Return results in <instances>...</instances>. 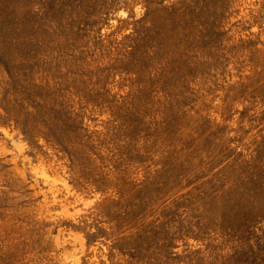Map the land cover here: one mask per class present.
I'll return each mask as SVG.
<instances>
[{
	"label": "rangeland",
	"instance_id": "obj_1",
	"mask_svg": "<svg viewBox=\"0 0 264 264\" xmlns=\"http://www.w3.org/2000/svg\"><path fill=\"white\" fill-rule=\"evenodd\" d=\"M263 85L264 0H0V264H264Z\"/></svg>",
	"mask_w": 264,
	"mask_h": 264
},
{
	"label": "bare ground",
	"instance_id": "obj_2",
	"mask_svg": "<svg viewBox=\"0 0 264 264\" xmlns=\"http://www.w3.org/2000/svg\"><path fill=\"white\" fill-rule=\"evenodd\" d=\"M258 1V0H257ZM225 3V2H224ZM244 6V5H243ZM205 10V9H204ZM241 10V9H240ZM245 10V9H244ZM203 11V10H202ZM206 11V10H205ZM204 11V12H205ZM239 11V10H238ZM242 11V10H241ZM247 11V10H246ZM124 12V11H123ZM190 14V13H189ZM119 16V15H118ZM124 16V15H123ZM198 16V15H197ZM125 17V16H124ZM195 18H196V16H194ZM200 17V16H199ZM232 17V16H231ZM230 16H229V18H231ZM245 17V16H244ZM193 18V17H192ZM204 18V17H203ZM202 18V19H203ZM238 18V17H237ZM190 19V18H189ZM232 19V18H231ZM199 20H200V18H199ZM250 20V19H249ZM110 22V21H109ZM224 24V23H223ZM115 26V25H114ZM185 26V25H184ZM255 27V26H254ZM112 28V27H111ZM185 29H186V27H185ZM195 30H196V28H195ZM252 30V29H251ZM255 30H257V29H255ZM189 31V30H188ZM193 31V30H192ZM235 33V32H234ZM247 33V32H246ZM192 34H194V33H192ZM237 34V33H236ZM187 36V35H186ZM194 36V35H193ZM244 36V35H243ZM185 37V36H184ZM190 37V36H189ZM187 38V37H186ZM247 38V37H246ZM262 38V37H261ZM199 39V38H198ZM252 39V38H251ZM172 40V39H171ZM192 40V39H191ZM174 41H176V40H174ZM223 41V40H222ZM192 42V41H191ZM172 43H173V41H172ZM180 43V42H179ZM188 44V43H187ZM177 45V44H176ZM227 45V44H226ZM197 46H198V44H197ZM219 46V45H218ZM221 46H223V45H221ZM181 47V46H180ZM212 47V46H211ZM226 48V47H225ZM235 48H237V47H235ZM181 49V48H180ZM175 50V49H174ZM187 50V49H186ZM199 50V49H198ZM208 50V49H207ZM184 51V50H183ZM193 51H194V49H193ZM200 51V50H199ZM220 51V50H219ZM255 51V50H254ZM189 52V51H188ZM263 52V51H262ZM184 53V52H183ZM194 53V52H193ZM196 53H197V51H196ZM112 55V54H111ZM180 55H181V53H180ZM185 55V54H184ZM119 56V55H118ZM187 57V56H186ZM198 57V56H197ZM209 57V56H208ZM78 58V57H77ZM190 58V57H189ZM101 59V58H100ZM195 59V58H194ZM82 60V59H81ZM102 60V59H101ZM111 60V59H110ZM114 61V60H113ZM240 61V60H239ZM253 61V60H252ZM100 62V61H99ZM153 63V62H152ZM256 63V62H255ZM92 64H93V62H92ZM111 64H113V63H111ZM96 64H94V66H95ZM100 65V64H99ZM98 65V66H99ZM236 65V64H235ZM81 66V65H80ZM97 66V67H98ZM202 66V65H201ZM84 67V66H83ZM96 67V66H95ZM249 67V66H248ZM99 68V67H98ZM242 69V68H241ZM167 70V69H166ZM231 71V70H230ZM164 72V71H163ZM166 72H168V71H166ZM212 72V71H211ZM246 72V71H245ZM169 73V72H168ZM186 73V72H185ZM261 74V73H260ZM98 75V74H97ZM157 75V74H156ZM172 75V74H171ZM182 75V74H181ZM139 76V75H138ZM90 77V76H89ZM131 77V76H130ZM136 78H137V76H135ZM155 77V76H154ZM160 77V76H159ZM159 77H156L157 79L159 78ZM162 77V76H161ZM160 77V79H162ZM85 78V77H84ZM91 78V77H90ZM105 78V77H104ZM142 78V77H141ZM140 78V79H141ZM257 78V77H256ZM255 78V79H256ZM124 79V78H123ZM127 79V78H126ZM174 79V78H173ZM179 79H181L182 80V78H179ZM232 79V78H231ZM238 79V78H237ZM142 80V79H141ZM174 80H176V79H174ZM181 80L179 81V83L181 82ZM257 80H259V79H257ZM79 81V80H78ZM84 81V80H83ZM137 81V80H136ZM159 81V80H158ZM252 81V80H251ZM250 81V82H251ZM256 81V80H255ZM81 82V81H80ZM135 82V81H134ZM138 82V81H137ZM174 82V81H173ZM239 82V81H238ZM259 83H260V81H258ZM262 82V81H261ZM139 83V82H138ZM141 83V82H140ZM142 83H143V81H142ZM178 83V82H177ZM176 83V84H177ZM191 83V82H190ZM220 83V82H219ZM255 83V82H254ZM82 84H83V82H82ZM158 84V83H157ZM185 84H186V82H185ZM251 84V83H250ZM258 84V83H257ZM85 85V84H84ZM143 85V84H142ZM167 85H169V84H167ZM137 86V85H136ZM145 86V85H144ZM181 86H182V84H181ZM257 86V85H256ZM262 86V85H261ZM264 86V85H263ZM132 87V86H131ZM141 87V86H140ZM147 87V86H146ZM178 87V86H177ZM197 87V86H196ZM240 87V86H239ZM259 87V86H258ZM171 89H172V87H170ZM244 88V87H243ZM261 87H259V89H260ZM263 88V87H262ZM117 89V88H116ZM125 89V88H124ZM147 89V88H146ZM153 89V88H152ZM157 89V88H156ZM181 89V88H180ZM249 89H250V87H249ZM248 89V90H249ZM253 89V88H252ZM259 89H257L258 91H259ZM127 90V89H126ZM141 90V89H140ZM139 90V91H140ZM149 90V89H148ZM245 90V89H244ZM243 90V91H244ZM261 90V89H260ZM184 91V90H183ZM218 91V90H217ZM262 91V90H261ZM150 92H152V91H150ZM221 92V91H220ZM147 93V92H146ZM155 93V92H154ZM157 93V92H156ZM188 93V92H187ZM231 93V92H230ZM247 93V92H246ZM249 93V92H248ZM252 93V92H251ZM140 94V93H139ZM148 94H150V93H148ZM153 94V93H152ZM258 94V93H257ZM130 95H131V93H130ZM155 95V94H154ZM167 95V94H166ZM238 95V94H237ZM264 95V94H263ZM117 96V95H116ZM135 96H137V95H135ZM140 96H142V95H140ZM151 96V95H150ZM234 96V95H233ZM111 97V96H110ZM114 97V96H113ZM144 97V96H143ZM158 97V96H157ZM237 97V96H236ZM115 98V97H114ZM137 98V97H136ZM141 98V97H140ZM148 98V97H147ZM168 98V97H167ZM218 98V97H217ZM242 98V97H241ZM102 99V98H101ZM125 99H126V97H125ZM154 99H156V98H154ZM178 99V98H177ZM179 99H181V98H179ZM130 100V99H129ZM128 100V101H129ZM141 100V99H140ZM139 100V101H140ZM136 101V100H135ZM138 101V98H137V102H139ZM149 101V100H148ZM153 101V100H152ZM232 101V100H231ZM246 101V100H245ZM147 102V101H146ZM214 102V101H213ZM84 103V102H83ZM123 103V102H122ZM116 104V103H115ZM118 104V103H117ZM155 104V103H154ZM104 105V104H103ZM108 105V104H107ZM137 105V104H136ZM162 105V104H161ZM237 105V104H236ZM110 106H111V104H110ZM130 106V105H129ZM141 106V105H140ZM163 106V105H162ZM249 106V105H248ZM264 106V105H263ZM87 107H90V106H87ZM95 107V106H94ZM112 107V106H111ZM137 108V107H136ZM141 108V107H140ZM149 108H151L150 106H149ZM157 108V107H156ZM181 108V107H180ZM240 108V107H239ZM111 109H113V108H111ZM119 109V108H118ZM137 109H139V108H137ZM145 109V108H144ZM154 109V108H153ZM264 109V108H263ZM143 110V109H142ZM166 110V109H165ZM145 111V110H144ZM150 111V110H149ZM167 111V110H166ZM140 112V111H139ZM152 112V111H151ZM144 113V112H143ZM192 113V112H191ZM257 113V112H256ZM103 114V113H102ZM181 114V113H180ZM235 114V113H234ZM106 115V114H105ZM104 115V116H105ZM188 115V114H187ZM215 115V114H214ZM102 116V115H101ZM109 116V115H108ZM141 116V115H140ZM152 116V115H151ZM157 116V115H156ZM207 116V115H206ZM234 116V115H233ZM143 117V116H142ZM216 117V116H215ZM217 117H219V116H217ZM213 118V117H212ZM235 118V117H234ZM150 119V118H149ZM157 119V118H156ZM180 120V119H179ZM204 120H206V119H204ZM147 121V120H146ZM186 121V120H185ZM184 122V121H183ZM199 123H200V121H199ZM211 123V122H210ZM163 124V123H162ZM183 124V123H182ZM187 124V123H186ZM185 124V125H186ZM225 124V123H224ZM91 125V124H90ZM110 125V124H109ZM143 125V124H142ZM150 125V124H149ZM202 125V124H201ZM117 126V125H116ZM179 126V125H178ZM203 126V125H202ZM233 126H234V124H233ZM175 127V126H174ZM220 127H221V125H220ZM247 127V126H246ZM96 128V127H95ZM99 127H97V129H98ZM111 128V127H110ZM177 128V127H176ZM179 128H181V127H179ZM159 129V128H158ZM213 129V128H212ZM103 130V129H102ZM178 132H180V129H179V131ZM158 133H159V130H158ZM161 134V133H160ZM212 134V133H211ZM222 134V133H221ZM229 134H231V133H229ZM177 135H178V133H177ZM204 135V134H203ZM185 136V135H184ZM209 136V135H208ZM232 136V135H231ZM81 137V136H80ZM179 137V136H178ZM203 137V136H202ZM212 137V136H211ZM222 137V136H221ZM158 138V137H157ZM223 138V137H222ZM225 138V137H224ZM194 139V138H193ZM194 141H195V139H194ZM94 142V141H93ZM193 142V141H192ZM221 142V141H220ZM87 145V144H86ZM224 145V144H223ZM93 146V145H92ZM95 146V145H94ZM110 146V145H109ZM177 146V145H176ZM222 146V145H221ZM192 147V146H191ZM240 147V146H239ZM174 148H176V147H174ZM217 148V147H216ZM219 148V147H218ZM238 148V147H237ZM109 149H111V148H109ZM225 149V148H224ZM98 150V149H97ZM218 150V149H217ZM226 151H227V149H225ZM183 151V150H182ZM250 151V150H249ZM185 152V151H184ZM207 152V151H206ZM209 152V151H208ZM215 152V151H214ZM186 153V152H185ZM225 153V152H224ZM180 154H181V152H180ZM184 154V153H183ZM193 154V153H192ZM196 154V153H195ZM81 155V154H80ZM79 155V156H80ZM90 155H92V154H90ZM181 156H182V154H181ZM185 156V155H184ZM86 157V156H85ZM115 157V156H114ZM79 158V157H78ZM157 158V157H156ZM175 159H176V157H174ZM183 158V157H182ZM91 159V158H90ZM165 159V158H164ZM179 159V158H178ZM84 160V159H83ZM86 160V159H85ZM186 161H187V158L185 159ZM184 160V161H185ZM122 161V160H121ZM170 161V160H169ZM184 161H182V162H184ZM208 161V160H207ZM227 162V161H226ZM89 163V162H88ZM109 163V162H108ZM175 163V162H174ZM180 163V162H179ZM197 163V162H196ZM223 163V162H222ZM232 163V162H231ZM118 164V163H117ZM177 164V163H176ZM183 164V163H182ZM186 164V163H185ZM189 164V163H188ZM187 164V165H188ZM192 164V163H191ZM195 164V163H194ZM178 165V164H177ZM187 165H186V167H187ZM205 165V164H204ZM203 165V166H204ZM241 165V164H240ZM246 165V164H245ZM78 166V165H77ZM109 166V165H108ZM146 166V165H145ZM159 166V165H158ZM173 166V165H172ZM175 166V165H174ZM174 166H173V168H174ZM178 166H180V165H178ZM193 166V165H192ZM195 166V165H194ZM193 166V167H194ZM223 166V165H222ZM227 166V165H226ZM170 167V166H169ZM190 167V166H189ZM224 167V166H223ZM223 167H221V168H223ZM117 168V167H116ZM140 168V167H139ZM151 168V167H150ZM197 168V167H196ZM203 168V167H202ZM220 168V169H221ZM225 168V167H224ZM234 168V167H233ZM195 169V168H194ZM228 169H229V167H228ZM254 169V168H253ZM168 170V169H167ZM199 170V169H198ZM227 170V169H226ZM177 171V170H176ZM189 171H190V169H189ZM201 171V170H200ZM219 172L221 171V170H218ZM223 171V170H222ZM106 172H108V171H106ZM119 172H120V170H119ZM165 172H166V170H165ZM178 172H180V171H178ZM198 172V171H197ZM239 172H240V170H239ZM259 172V171H258ZM114 173V172H113ZM190 173V172H189ZM203 173H205V172H203ZM255 174H256V171L254 172ZM264 173V172H263ZM120 174V173H119ZM132 174V173H131ZM138 174H140L141 175V173H138ZM148 174V173H147ZM163 174V173H162ZM188 174V173H187ZM105 175V174H104ZM112 175V174H111ZM115 175H116V173H115ZM164 175V174H163ZM166 175V174H165ZM237 175V174H236ZM253 175V174H252ZM117 176V175H116ZM160 176H162V175H160ZM169 176V175H168ZM167 176V177H168ZM183 176H185V175H183ZM182 176V177H183ZM260 176V175H259ZM122 177V176H121ZM120 177V178H121ZM159 177V176H158ZM181 177V176H180ZM236 177V176H235ZM243 177V176H242ZM263 177V176H262ZM126 178V177H125ZM149 178V177H148ZM170 178V177H169ZM79 179H80V177H79ZM182 179V178H181ZM185 179V178H184ZM236 179H237V177H236ZM175 180V179H174ZM178 180V179H177ZM81 181V180H80ZM127 181V180H126ZM176 181V180H175ZM235 181V180H234ZM118 182V181H117ZM238 182V181H237ZM244 182V181H243ZM84 184V183H83ZM119 184V183H118ZM125 184V183H124ZM123 184V185H124ZM181 184V183H180ZM235 184V183H234ZM239 184H240V182H239ZM129 185V184H128ZM130 185H131V183H130ZM183 185H184V183H183ZM195 185V184H194ZM230 185H232V184H230ZM248 185H249V183H248ZM122 186V185H121ZM125 186V185H124ZM186 186H187V183H186ZM81 187V186H80ZM128 187V186H127ZM181 187V186H180ZM232 187H234V186H232ZM231 187V188H232ZM79 188V187H78ZM122 188V187H121ZM126 188V187H125ZM133 188V187H132ZM186 188V187H185ZM92 189V188H91ZM109 189V188H108ZM112 189V188H111ZM134 189V188H133ZM211 189V188H210ZM213 189V188H212ZM211 189V190H212ZM246 189V188H245ZM244 189V190H245ZM83 190V189H82ZM113 190V189H112ZM175 190V189H174ZM226 190V189H225ZM241 190V189H240ZM85 191H86V189H85ZM110 191V190H109ZM114 191V190H113ZM127 191V190H126ZM152 191V190H151ZM100 192V191H99ZM128 192V191H127ZM224 192V191H223ZM80 193V192H79ZM98 193V192H97ZM106 193V192H105ZM124 193V192H123ZM130 193V192H129ZM132 193V192H131ZM130 193V194H131ZM210 193V192H209ZM102 194V193H101ZM150 194V193H149ZM87 195V194H86ZM250 195H251V192H250ZM104 196V195H103ZM123 196H125V195H123ZM129 196V195H128ZM135 196H137V195H135ZM208 196V195H207ZM236 196V195H235ZM238 196V195H237ZM253 196V195H252ZM138 197V196H137ZM250 197V196H249ZM203 198V197H202ZM204 198H205V196H204ZM234 198V197H233ZM122 199V198H121ZM208 199V198H207ZM245 199V198H244ZM82 200H84V199H82ZM126 200V199H125ZM250 200H252V199H250ZM255 200V199H254ZM258 200V199H257ZM123 201V200H122ZM204 201H205V199H204ZM234 202H235V200H233ZM238 201V200H237ZM260 201V200H259ZM207 202V201H206ZM230 202H231V200H230ZM246 202V201H245ZM254 202V201H253ZM257 202V201H256ZM124 203V202H123ZM226 203V202H225ZM249 203V202H248ZM262 203V202H261ZM240 204H241V202H240ZM251 204V203H250ZM215 205V204H214ZM223 205V204H222ZM249 205V204H248ZM217 206V205H216ZM215 206V207H216ZM219 206V205H218ZM259 206V205H258ZM209 207V206H208ZM227 207V206H226ZM235 207V206H234ZM245 207V206H244ZM255 207V206H254ZM213 208V207H212ZM237 208V207H236ZM246 208V207H245ZM248 208V207H247ZM251 208V207H250ZM263 208V207H262ZM210 209H211V207H210ZM217 209V208H216ZM256 209V208H255ZM111 210V209H110ZM224 210V209H223ZM243 210H247V209H243ZM219 211V210H218ZM225 211V210H224ZM227 212V211H226ZM251 212V211H250ZM221 213H223V212H221ZM229 213V212H228ZM253 213V212H252ZM233 215V214H232ZM231 215V216H232ZM241 215V214H240ZM226 216H227V213H226ZM242 216V215H241ZM234 217H236V216H234ZM226 219V218H225ZM236 219H238V217L236 218ZM217 220V219H216ZM224 220V219H223ZM241 220V219H240ZM239 220V221H240ZM207 221V220H206ZM205 221V222H206ZM226 222V221H225ZM210 223V222H209ZM208 223V224H209ZM223 223V222H222ZM248 223V222H247ZM215 224V223H214ZM217 224V223H216ZM205 225H207V224H205ZM118 226V225H117ZM226 226V225H225ZM224 226V227H225ZM227 226H229L228 224H227ZM235 226V225H234ZM239 226V225H238ZM208 227H210V226H208ZM215 227V226H214ZM213 227V228H214ZM223 227V228H224ZM202 231V230H201ZM164 235V234H163ZM203 235V234H202ZM200 236V235H199ZM198 236V237H199ZM207 236V235H206ZM137 238V237H136ZM162 239V238H161ZM137 240V239H136ZM190 240H191V238H190ZM193 240V239H192ZM177 241V240H176ZM180 241V240H179ZM188 241V240H187ZM196 241V240H195ZM192 242V241H191ZM198 242V241H197ZM138 243V242H137ZM180 243V242H179ZM189 243V242H188ZM193 243V242H192ZM253 243V242H252ZM216 244V243H215ZM249 243L247 242V245H248ZM255 244H256V242H255ZM178 245V244H177ZM210 245V244H209ZM239 245V244H238ZM195 246V245H194ZM198 246V245H197ZM189 247V246H188ZM192 247V246H191ZM238 247V246H237ZM240 247V246H239ZM248 247H249V245H248ZM253 247V246H252ZM167 248V247H166ZM173 248V247H172ZM180 248V247H179ZM182 248V247H181ZM246 248V247H245ZM192 249H194V248H192ZM196 249V248H195ZM174 250H176V249H174ZM247 250V249H246ZM250 250V249H249ZM223 252V251H222ZM179 253V252H178ZM207 254V253H206ZM142 255V254H141ZM180 256V255H179ZM186 257V256H185ZM149 258V257H148ZM95 259V258H94ZM173 260V259H172ZM179 260V259H178ZM223 260V259H222ZM147 261H148V259H147ZM225 261V260H224ZM198 262V261H197ZM246 262V261H245ZM154 263V262H153ZM182 263V262H181ZM177 264H178V262H177ZM256 264V263H255Z\"/></svg>",
	"mask_w": 264,
	"mask_h": 264
}]
</instances>
